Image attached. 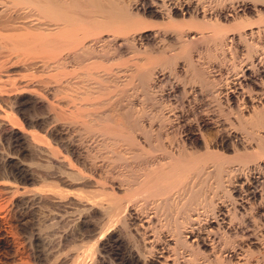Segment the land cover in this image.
Listing matches in <instances>:
<instances>
[{"label": "bare ground", "instance_id": "6f19581e", "mask_svg": "<svg viewBox=\"0 0 264 264\" xmlns=\"http://www.w3.org/2000/svg\"><path fill=\"white\" fill-rule=\"evenodd\" d=\"M205 1L5 0L7 6L0 1V49L4 51L0 70L7 69L5 74L0 72V143L9 147L5 152L0 144V189L15 188L11 180H45L47 174L37 167L54 170L57 179L68 185L101 188L99 200L76 194L83 208L74 230L90 229L94 236L87 248L90 261L85 258L78 264H113L103 253L116 255L120 264H264V0H229L210 8ZM10 7L27 10L33 17L21 20ZM254 15L259 26L246 21ZM152 22L162 27L155 29ZM160 41H167L173 50L159 48ZM239 45L246 46V56L231 53L225 77L221 70L218 76L210 75L195 59L203 51L209 62L215 61L219 50L235 51ZM142 51L147 54L145 60L138 58L123 67L127 54ZM179 60L184 62L181 68ZM112 62L119 64L115 72ZM179 68L186 73L184 87L169 82L170 87L163 88L171 79L168 74ZM129 84H140L151 100L156 88L167 100L178 92L191 95L194 101L197 91L214 89L217 102L227 106L234 121L229 128L206 114L187 121L184 105L171 113L177 119L172 121L173 133L181 139L178 149H168L151 145V131L138 121L144 112L130 106L122 110L115 103L108 112L81 123L89 137L103 138L100 151L112 155L104 153L109 169L107 184L102 185L104 166L96 164L92 149L84 141L78 143L69 130L78 123V112L94 104L93 95L105 96L112 88ZM122 145L131 148L130 156ZM239 149L243 152H236ZM225 150L236 154L226 156ZM156 151L164 156L157 157ZM72 162L84 169L72 168ZM138 162L129 175L115 172L118 163L135 166ZM234 162L250 167V172H237L231 168ZM210 177L223 191L224 201L205 197ZM201 178L202 187L195 189L194 180ZM33 193L39 201L52 194ZM54 194L64 196L63 190ZM149 204L152 214L146 211ZM163 213L182 218H174L173 224L169 219L164 222ZM236 216L241 217L238 222ZM246 221L250 223L244 226ZM135 236L141 244L134 241ZM9 240L0 243L6 245ZM180 249L190 257L181 255ZM252 252L259 255L255 261L248 256ZM199 258L204 261L198 262Z\"/></svg>", "mask_w": 264, "mask_h": 264}, {"label": "rangeland", "instance_id": "374dc122", "mask_svg": "<svg viewBox=\"0 0 264 264\" xmlns=\"http://www.w3.org/2000/svg\"><path fill=\"white\" fill-rule=\"evenodd\" d=\"M2 1H4L3 2L4 6H7V5H5V0H2ZM203 1H205V0H203ZM228 1L229 0H213V1L206 0L205 1L206 3L204 2V4L206 5L207 8H210L211 6L214 7L218 3L224 4V2L226 3ZM135 2H136V0H134L133 2L131 0L132 4H134ZM1 5L2 6H0V7L2 8L3 4H1ZM11 9H12V10H10L11 13L14 14L13 10H15L16 13L20 14L23 17V18L22 17L20 18L21 20H23L24 18L27 19V15H28V17H30V15L31 16L33 15V13H31V12H29L30 14L25 13L27 10H24L25 11L24 12V11H22L23 9H20V10L16 9V8H11ZM17 10L21 13L17 12ZM22 13H25L26 16ZM254 17H252V18L246 17V21L248 19V21H247L248 23L252 22V25H254L256 23L255 25L259 26L260 21H259L258 17L255 15H254ZM20 19H18V20H20ZM28 19H31V18H28ZM35 19H36V16L34 17V20ZM31 20H33V18ZM258 22H259V24H257ZM152 23L155 24V26H153L155 29L162 27L161 26L162 24H160V26H159V22H156V23L152 22ZM261 25H264V22H261ZM199 30L202 31L205 29H202V30L199 29ZM205 32L209 33V30L207 31V28H206ZM3 33L5 34V31ZM9 33H7V35ZM10 34H12V33H10ZM259 37L260 36H258V37L255 36L254 38H259ZM263 38H261L260 40H262ZM248 40L251 41L250 38ZM159 45H160L159 48L162 47L161 49L166 50L167 52L172 51L173 50L172 48H174L171 46V49H170V47L167 44V41H165V42L160 41ZM163 46H164V48H163ZM168 47H169V49H168ZM229 50H230V52H229ZM233 50L234 49H232L230 47H228L227 49H225L222 52L219 50L217 52L218 57L215 61L212 60L209 62V60L205 57V54L203 51L200 54V56L199 55L195 56V59L199 58L197 61H199V63L203 64L204 67H206V69L209 71L210 75L218 76L219 72L221 70V76L225 77L226 72L228 71V69L230 70V67H231V61H232L231 56H233L232 55L233 52H235L237 55L240 54V57L246 56V46L239 45L238 48L235 49V51H233ZM226 52H228V53H226ZM142 53L141 52L140 53L130 52L129 54H127L125 57V63H124L125 65H123V67L127 68L128 64L132 65V64H134L133 62H135V63L138 62V60H137L138 58H139V60H142V59L145 60L147 57V54L145 57V55H144L145 53L143 51H142ZM2 55H4V51L2 52V49H0V57ZM218 58L219 59L221 58V60H218ZM222 60H223V63H222ZM220 62H221V64H220ZM226 62H228V63H226ZM224 63H226V65ZM183 64H184V62L182 60H179L178 65L180 68L183 67ZM228 64H229V66H228ZM108 65H111V63ZM116 65H119L118 62L117 63L112 62V65L110 66V67H113L112 69H114V67H115L114 72L117 68ZM224 65L227 68H225ZM118 67H121V65ZM180 68H179V71L168 74V76H171V79L169 77V81L166 83H163V85L166 84L163 88L168 89L172 83H176V82L177 83L179 82L178 85H179V87L182 88V86L184 85L182 83V79L184 78L183 77L184 75L186 76V73L184 70H181ZM222 69H224V70L222 71ZM2 70H0L1 74H5L6 73L5 71L7 69L4 70V68H3ZM167 72H169V71H167ZM212 73H214V75ZM169 82L171 83L170 85H169ZM189 86L190 85L188 84L187 85L188 91H190L192 89V85L190 87ZM195 87L200 88V87H198V85H196ZM98 89H99L98 84L94 83L93 84V91L97 92ZM160 90H161V88L159 90H157V88L155 89V93H153V95H155V96H153L154 98L152 99L153 100L152 101L151 99L147 98L148 96L143 91V88L141 87L140 84H139V86H138V84H136V85L135 84H133V85L129 84V85H126L125 87H119L117 89L112 88L111 91L109 90V92L105 96L103 95L104 97L98 96V95H95V97H94V95H93L91 102H93L94 104L91 105L90 108H88L89 110L86 108V109L80 110L79 111L80 114L78 112L77 118H78L79 124L77 123L74 126V128L72 126V128L69 130V134L72 135V137L74 139L76 138L75 140L78 143H82L84 141L82 144L85 145L87 148L88 147L91 148L93 154L96 155V158H95L96 164L98 166H104L103 167L104 175L102 176L103 180H102V178L99 179L100 182L102 181V183H101L102 185H104V182H105V185L107 184L106 183L107 181L104 180V179L108 180V178L106 177L107 176L106 171L109 169L107 166V165H109L107 162L109 157L107 158V156H112V155H110V153H108L107 151H102L104 149H101V151H100L99 148L100 147L103 148L101 146V144H102L101 142H103V138L97 134L96 135H90V137H89L88 134H85L84 131H82L83 128L81 127L82 126L81 123L83 121H86V122L89 121L91 119V117H93L99 113H102L103 111L108 112L117 103L118 104L116 106L117 107H118V105L121 106L122 110L124 108H125V110H127L128 107L130 106L132 108L134 107L133 109L137 112L139 110V113L144 112V115L140 116L138 121L141 124H143V126L147 130L151 131L153 139H154V140H152L153 144H151V145H153V146H158V145L160 146L161 145V146L166 147V148L168 147V149H173V148L178 149L176 144L178 145L180 142V139H181L179 137V134L174 135V133H173L174 125H172V124H175L174 122H176L177 119L174 115H171V113H174L175 110H177V108L180 109L184 105H185L184 108L186 110L185 119L187 121H189V120L194 121L195 117L197 115L199 116V115H203V114L210 115L209 117H213L214 120L224 122L226 128H229V126H230L229 122L234 121L233 120V114H231L228 111L227 106L225 104H223V105L221 104V106H220L219 103L217 102V100L219 99L216 97V96H218V93H216L214 89L213 90L197 91L199 93L198 94L199 96H197L198 98L196 99L197 101L196 100L194 101L192 96L189 94L186 96H182L178 92H176L177 97L172 96L170 98V100H167L161 96ZM223 93L222 92L219 93V95H220L219 97H222ZM95 94H97V93H95ZM108 96H109V98H108ZM161 98H163V100ZM104 100H105V103H102V102H104ZM189 101H191V102H189ZM104 106H106V107H104ZM8 107L10 109V107H13V106L8 105ZM175 107H176V109H174ZM193 107H195L196 112L189 110ZM29 114L33 115L34 113L30 112ZM17 116H19L21 118L20 114H17ZM160 117H161V119H160ZM63 118L64 117H61V119H63ZM63 120H65V119H63ZM65 121H63V122H65ZM172 121H174V122L172 123ZM239 134L244 135L246 138H248L249 141L247 140V142H249V143L252 142L250 136H248L247 134H245V133L242 134V132H240ZM173 136H175V137H173ZM100 140H102V141H100ZM250 140H251V142H250ZM152 141H151V143H152ZM0 144H1V147L4 148L5 152H7V150H9V147L7 146V144L5 142L1 141ZM148 146L145 144V147L149 148ZM121 147L124 150L126 149V146H124V145H122ZM128 148L126 149V151L128 153V156H130L132 153V150H131V148H129V149ZM234 151L235 150H225L222 152H223V154H225L226 156L228 155L229 157L234 156L236 154V152H243V150H241V149L237 150L236 152H234ZM104 153L108 154V155L105 156ZM161 153H162V155H161ZM156 156L157 157H163L164 153L162 151H160V152L156 151ZM104 158H107V160ZM25 163L30 164V160L26 159ZM72 163H73L72 168H74V169L79 168L81 170L84 169L82 166H79V165L75 164L74 162H72ZM139 163L140 162L135 163V166H134V163L131 164L132 167L128 166L127 164H124V163H118L116 165L115 172L118 170V172L122 173V170H123V172H125V173L127 172L126 175H129L132 173V171L130 172V170H132V168L138 166ZM99 164H103V165H99ZM30 166L32 168L36 169V167L34 165H30ZM75 166H77V167L75 168ZM231 168H233V169L236 168L235 170H237V172H238V170H239V172H242L245 170L243 173L250 172L249 171L250 167L248 168L247 166L245 167V166H241L239 164L236 165V162L231 164ZM241 169H243V170L241 171ZM37 170L40 171L44 175L47 174L46 175L47 177L45 180H37L35 182H27V183H22L20 180H16V181L11 180V183H13L15 188H13L10 192H9V190L4 189V188H1L2 190L0 189V218H1V216H2V218L4 217L3 219L2 218L0 219V222H1L0 223V241L5 242V239H7V238L10 239L8 241V243H6V245L3 243H0V264H78V263H80V261L82 259H85V258H87L86 261H90V255H88L87 248H88V245L92 244V241L94 240L93 232L90 231V229H83V228H79V229L74 230V227L78 222L79 216L81 214V210L83 208L81 206V202H78L76 200V197H79L78 195L76 196V194H79V195L84 194V196L86 194L88 196L93 195L95 197V199L99 200L100 199L99 197H101V195H100V193L102 191L101 188L98 189L99 187H97V186L82 187L78 184L68 185L66 183H63L62 179H61L62 181H60V179H57L58 176L56 174H54V170L53 171L51 169L45 170V169L38 168V167H37ZM202 178H205V177H202ZM202 178L194 180L195 189H198V187L200 188V186L202 187L201 182H202V180H204ZM192 181H193V179H192ZM214 181H216L214 179V177H212V178L210 177L207 180V182H205L206 185H208V186H206V192L204 193V195L207 198L214 196V200L216 199L215 202L219 203L220 201L222 202L225 200V196H224L222 190H220V189L218 190L216 188L217 185H216V182H214ZM96 187H97V189H96ZM58 189H60V190H58ZM18 190H20V191H18ZM39 190L43 191V192L45 191L46 193L50 192L52 194L49 195L48 197L46 195L47 200L45 198L44 201H39V200L34 198V193H33L34 191H39ZM62 190L64 193L63 197H57L54 194V191L57 193V192L62 191ZM99 190H101V191H99ZM94 194H96V195H94ZM93 196H91V197H93ZM12 199H13V201H12ZM141 202L142 201L139 200V203H141ZM149 205L150 206L147 205L148 208L146 211L148 212V214H152L153 208L149 209V207H152V204H149ZM7 210H9V212ZM163 214H165V213H163ZM165 215H162L164 222L168 221V219H169V221L172 223V221H174V218H179V220H181L180 218H182V216L179 214H173V216H169V215L165 216ZM178 215L181 217H178ZM240 216H236L237 218L238 217L239 218L237 219L236 217H234V219L238 222V220H240V218H241ZM169 217H171V218H169ZM235 220H233V221L235 223H237ZM243 223L245 226V223L249 224L250 222L246 221ZM263 226H264V224H263ZM72 230H74V231H72ZM164 230L166 231L165 234L171 235V232L168 231V229L164 228ZM132 233L134 234L133 231H132ZM234 236L235 235H232V237H234ZM135 237H136L135 238L136 240H134V241H137L136 243L141 244L142 243L141 238L139 236H135ZM237 237L235 236V238H237ZM180 251H182L181 255H185L186 258L190 257L189 256L190 253L188 251L186 252L185 249H180ZM251 255H248V256H250V259H252V260L254 259L253 261H255L259 257L258 254H255L253 252L251 253ZM103 256L104 257L106 256L105 260H107L108 262H111V263L113 262V264H120V262L116 260L117 257H115L116 255H114V254L103 253ZM200 261L203 262L204 260L202 258H199L198 262H200Z\"/></svg>", "mask_w": 264, "mask_h": 264}]
</instances>
